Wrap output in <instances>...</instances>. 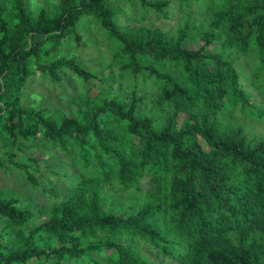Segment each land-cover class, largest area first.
<instances>
[{
	"label": "trees",
	"instance_id": "1",
	"mask_svg": "<svg viewBox=\"0 0 264 264\" xmlns=\"http://www.w3.org/2000/svg\"><path fill=\"white\" fill-rule=\"evenodd\" d=\"M27 1L0 0V170L38 189L37 160H15L36 140L71 172L39 211L0 192V264H157L142 246L161 264H264V138L239 120L264 122L246 90L264 97V0H178L186 21L172 37L122 30L114 10L137 2L167 20L172 0H59L36 15ZM93 27L116 88L80 93L69 111L26 106L34 78H99L69 56Z\"/></svg>",
	"mask_w": 264,
	"mask_h": 264
},
{
	"label": "rangeland",
	"instance_id": "2",
	"mask_svg": "<svg viewBox=\"0 0 264 264\" xmlns=\"http://www.w3.org/2000/svg\"><path fill=\"white\" fill-rule=\"evenodd\" d=\"M59 0H28L27 5L29 11L36 15L41 9L46 8L50 11H54ZM172 5L169 8V19L160 18L158 14L150 9H143L137 2H118L114 5L116 11V21L122 30L146 28H159L169 36H174L177 33L178 27L185 24L183 13L178 0H172ZM196 15V14H195ZM103 37L97 33L95 27L89 29V33L85 36V42L87 47H77L75 42L70 43L69 56L76 57L80 63L89 71L96 74L99 78L95 79L90 84H84L83 80L77 79L73 73H67L61 82L51 84L48 81H39L38 78H34L30 81L28 86V97L25 101L26 106L37 108L47 107L51 112L57 113L59 109L64 107L65 111L71 109V100L80 93L90 94L95 96L96 92H99L102 86L105 85L107 89L111 84L113 88H116L117 84L114 83L117 78L118 70L110 67L109 59L111 57V51H108L107 41L102 40ZM198 38L192 39L189 43L191 49H196L199 43ZM213 48L209 52H213ZM246 69L251 72L249 65ZM245 74V72L243 73ZM251 76V74H250ZM102 80V81H101ZM245 81H247L245 79ZM104 82V83H103ZM125 88V84L123 86ZM127 90V89H126ZM246 90L251 95L252 99L256 102L259 108H264V97L257 90L254 83L246 82ZM140 96L144 94L149 95V100L153 96L152 91L143 90L138 93ZM153 114V112H151ZM228 117V116H225ZM240 123L246 127V130L250 133L251 138H264V122L253 121L249 119L239 118ZM38 140V139H37ZM42 141L31 140L25 142V151L15 149V160L24 161L22 157L24 154L32 159H36L39 165V170L34 173L36 180L41 182V186L36 188L34 183L29 182L28 178H25L20 173L18 168L12 166L11 170H0V192H3L9 196L13 195L20 199L21 203L25 206L30 205L33 207V211H39L36 206H44L49 202L56 201V199L48 200V195H44L45 189H51L56 186L60 189H67L66 181L67 176L62 174H69L71 168H69L65 162V156L60 154L52 148L46 151H42L39 146H42ZM29 147L28 149L26 147ZM22 157V158H21ZM51 165L60 178L57 180V176L51 173L45 164ZM24 173V172H23ZM23 206V205H22ZM40 222L47 221L46 217H42ZM142 254L150 257L157 264H161L162 257L157 256L154 249L150 247H141ZM171 264H180V261L171 260Z\"/></svg>",
	"mask_w": 264,
	"mask_h": 264
}]
</instances>
